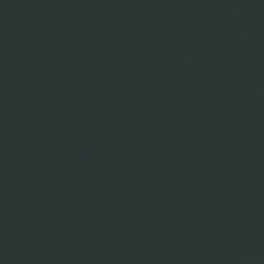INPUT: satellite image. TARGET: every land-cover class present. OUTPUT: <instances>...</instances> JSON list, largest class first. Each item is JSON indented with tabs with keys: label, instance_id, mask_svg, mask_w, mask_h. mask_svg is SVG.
Segmentation results:
<instances>
[{
	"label": "water",
	"instance_id": "obj_1",
	"mask_svg": "<svg viewBox=\"0 0 264 264\" xmlns=\"http://www.w3.org/2000/svg\"><path fill=\"white\" fill-rule=\"evenodd\" d=\"M0 264H264V0H0Z\"/></svg>",
	"mask_w": 264,
	"mask_h": 264
}]
</instances>
